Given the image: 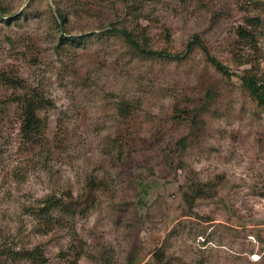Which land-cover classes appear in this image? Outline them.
<instances>
[{
    "label": "rangeland",
    "instance_id": "rangeland-1",
    "mask_svg": "<svg viewBox=\"0 0 264 264\" xmlns=\"http://www.w3.org/2000/svg\"><path fill=\"white\" fill-rule=\"evenodd\" d=\"M0 10V264H264V0Z\"/></svg>",
    "mask_w": 264,
    "mask_h": 264
},
{
    "label": "trees",
    "instance_id": "trees-1",
    "mask_svg": "<svg viewBox=\"0 0 264 264\" xmlns=\"http://www.w3.org/2000/svg\"><path fill=\"white\" fill-rule=\"evenodd\" d=\"M0 13L3 16H5L3 14V10H0ZM117 31L118 33H120L125 37V39L131 44L132 47L138 49L140 52L144 54L150 56H162V57L175 56V53H170L167 51H155L154 49L149 48L148 46L140 43L136 38H134L133 34L130 31H127L126 29H120ZM114 32H116V29H114ZM247 35L248 34L246 29L241 27L239 29V36L245 37ZM207 59L222 75L224 76L230 75L231 73L230 69L226 67L221 61L210 55H207ZM240 78L246 87L249 97L254 101L255 105L257 107L263 106L264 105V74L259 73L258 75L255 76V74L244 73L243 75H240ZM36 108L37 107L35 106V104L31 101L30 103L28 102L25 105V113L21 121L22 132L32 134L34 133V131H36L37 128H39L40 119L36 114ZM187 194L188 193L186 192L185 196L188 198V200H190L189 198L191 197V195L188 197ZM37 251L38 249H36L35 247L30 250L26 249L22 252V256L24 259L30 261L39 262L40 259H42V262H44L45 258L42 256V254L37 253Z\"/></svg>",
    "mask_w": 264,
    "mask_h": 264
}]
</instances>
